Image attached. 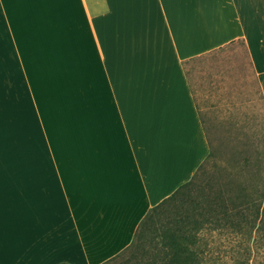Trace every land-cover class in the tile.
<instances>
[{
  "label": "crops",
  "instance_id": "crops-1",
  "mask_svg": "<svg viewBox=\"0 0 264 264\" xmlns=\"http://www.w3.org/2000/svg\"><path fill=\"white\" fill-rule=\"evenodd\" d=\"M264 0H0V264H99L209 153L184 64Z\"/></svg>",
  "mask_w": 264,
  "mask_h": 264
},
{
  "label": "rangeland",
  "instance_id": "rangeland-1",
  "mask_svg": "<svg viewBox=\"0 0 264 264\" xmlns=\"http://www.w3.org/2000/svg\"><path fill=\"white\" fill-rule=\"evenodd\" d=\"M184 69L210 152L200 173L205 192L221 189L236 200L264 193V101L243 42L199 55ZM222 238L227 264H241L245 257L241 246L234 248L237 238L228 233ZM141 251H126L112 263L144 261ZM258 251L252 246L250 262Z\"/></svg>",
  "mask_w": 264,
  "mask_h": 264
},
{
  "label": "trees",
  "instance_id": "trees-1",
  "mask_svg": "<svg viewBox=\"0 0 264 264\" xmlns=\"http://www.w3.org/2000/svg\"><path fill=\"white\" fill-rule=\"evenodd\" d=\"M209 155L187 181L147 210L124 249L99 264L141 249L145 260L135 264H227L222 238L227 233L237 238L234 248H242L241 264H264V193L236 200L221 189L205 192L200 173ZM252 246L259 250L255 263L249 260Z\"/></svg>",
  "mask_w": 264,
  "mask_h": 264
}]
</instances>
